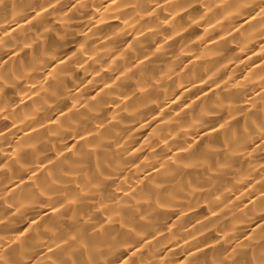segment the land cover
I'll return each mask as SVG.
<instances>
[{"label":"clouds","instance_id":"1","mask_svg":"<svg viewBox=\"0 0 264 264\" xmlns=\"http://www.w3.org/2000/svg\"><path fill=\"white\" fill-rule=\"evenodd\" d=\"M0 264H264V0H0Z\"/></svg>","mask_w":264,"mask_h":264}]
</instances>
